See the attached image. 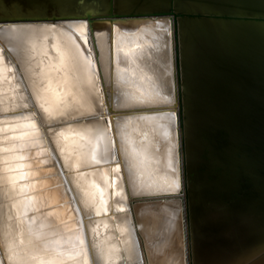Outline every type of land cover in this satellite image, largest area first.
<instances>
[{
    "label": "bare ground",
    "instance_id": "obj_1",
    "mask_svg": "<svg viewBox=\"0 0 264 264\" xmlns=\"http://www.w3.org/2000/svg\"><path fill=\"white\" fill-rule=\"evenodd\" d=\"M110 13L174 14L186 243L185 251L173 248L165 231L146 245L145 264H264V0H0V19ZM4 28L11 35L0 29V264H92L81 213L92 221L93 212L100 264H118L122 253L135 261L126 218L100 214L111 186L125 197L124 170L132 194L178 189L170 115L112 120L123 168L104 163L113 138L103 119L72 121L105 108L101 75L119 90L108 93L117 109L169 102L157 95L168 31L115 27L111 43L106 30L96 32L100 75L85 22ZM142 129L148 137L138 142ZM161 168L177 172L163 180Z\"/></svg>",
    "mask_w": 264,
    "mask_h": 264
},
{
    "label": "water",
    "instance_id": "obj_2",
    "mask_svg": "<svg viewBox=\"0 0 264 264\" xmlns=\"http://www.w3.org/2000/svg\"><path fill=\"white\" fill-rule=\"evenodd\" d=\"M74 22H85L87 27L88 40L86 50L88 53L93 54V58L97 64V71L101 75L99 68V51L96 39V32L106 30L109 33V42L111 43L112 34L114 33V28L117 27L123 32L134 33L140 27L155 24L159 28H165L167 32L168 44L167 48L169 50V55H166L165 65L163 67L164 79L162 83L161 91L158 92V96L162 95L163 98L166 96L169 100L167 103L154 105V106H136L117 109L115 107L117 98L109 97L108 93H119L117 88H114L111 83H105L102 75L100 76L101 88L105 92V108L97 111L94 116H87L85 119H79L72 121L73 123L88 121L94 118H100L105 121L109 126L111 136L113 138V150L112 157L106 160L104 163L109 165H114L120 163L123 168V161L120 156V147L117 144L118 139L113 128V119L120 120L121 118H127L128 116L137 115H170V137L175 139L174 150L176 154V169H178V179L179 185L176 191H165L161 193H149V194H132L129 187L128 181L126 179L125 170L121 174V182L123 184L125 197H114L113 196V186L109 189L112 194L108 204V211H103L100 217H113L116 219L117 216L121 218H126L130 225V230L132 231V238L135 244V251L137 258L135 261H130L127 259L124 253L121 254V258L118 260V264H145L147 257L146 245L152 247L154 242L159 240L160 235L164 234L166 231V240H173V248L178 247V250L183 249L185 251L186 235H185V213H184V203L182 201L181 195L184 193L185 187V177H184V167H183V154H182V139H181V116L178 108L179 104V86H178V65H177V46H176V31L174 26V14L173 13H157V14H138V15H115V14H85V15H56L51 14L45 17H33V18H7L0 19V29H4L3 33L5 35H11L9 30H5L4 27H9L11 25H39V24H51L64 26H70ZM1 42L5 44V41L0 39ZM0 42V43H1ZM3 51L7 54L8 52L3 47ZM126 59L123 57V59ZM35 107V105H32ZM100 112V113H99ZM99 113V114H98ZM38 115V113H35ZM69 123V122H68ZM71 123V122H70ZM52 124V123H51ZM43 130L51 138L50 128L53 125H42ZM55 127V126H54ZM147 130L142 129L136 134L138 142H143L147 139ZM164 141V140H163ZM159 146L160 141L157 142ZM164 143V142H163ZM162 143V144H163ZM161 144V145H162ZM164 145V144H163ZM60 158V156H59ZM62 161V160H61ZM103 163V162H102ZM101 164V162L99 163ZM58 172L60 176L64 177V181L67 184H72V178L66 172V169L58 166ZM168 170L161 168L160 170L165 174L162 176L163 180L171 173L172 175L177 172V170ZM166 170V171H165ZM166 175V176H165ZM143 176L142 172H137L136 179H140ZM170 176V175H169ZM151 184V181H148ZM122 202L126 204L124 209L116 208L115 201ZM111 200L113 201L111 203ZM153 211V212H151ZM95 213L91 214V220L93 221ZM152 214V215H151ZM157 215V218L154 215ZM84 230L87 239V245L89 248V253L91 257L92 264H100L99 260L95 256L94 239L96 234H92L89 223L92 221H87L90 214L81 213ZM123 215V216H122ZM155 217V219H154ZM95 222V221H93ZM153 230V232H152ZM158 238L154 240L153 235ZM144 235V240H143ZM147 235V236H146ZM95 236V237H94ZM94 238V239H93ZM158 242V241H157ZM160 244H158L159 246ZM182 251V252H183ZM184 253L182 258L184 257ZM159 254V251L158 253Z\"/></svg>",
    "mask_w": 264,
    "mask_h": 264
},
{
    "label": "snow or ice",
    "instance_id": "obj_3",
    "mask_svg": "<svg viewBox=\"0 0 264 264\" xmlns=\"http://www.w3.org/2000/svg\"><path fill=\"white\" fill-rule=\"evenodd\" d=\"M30 126L33 127V128H35V124H34V122L31 123ZM22 135L27 136V135H29V133H24V134H22ZM22 146H23V145H22ZM132 154H133L134 156L136 155V149H135L134 147H133V149H132ZM18 159L23 160L24 157H23V156H20V157H18ZM20 167L23 168L24 165H20ZM27 177H28V173H27V172L22 173L21 176H20L21 179H26ZM30 190H31V186H30V185H27V184H26V185H24V186L22 187V191H30ZM32 199H33V198H31V197L28 198V201H29V204H30V205L32 204ZM56 243L58 244L59 242H56ZM54 254L59 255V251H58V249H54Z\"/></svg>",
    "mask_w": 264,
    "mask_h": 264
}]
</instances>
